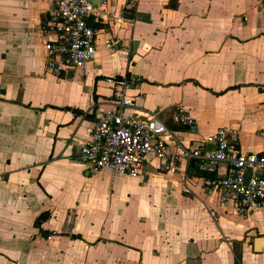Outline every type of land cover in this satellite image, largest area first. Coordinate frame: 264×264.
Returning <instances> with one entry per match:
<instances>
[{
	"label": "crops",
	"instance_id": "1",
	"mask_svg": "<svg viewBox=\"0 0 264 264\" xmlns=\"http://www.w3.org/2000/svg\"><path fill=\"white\" fill-rule=\"evenodd\" d=\"M56 1L0 0V264H264V205L239 217L194 164L134 179L77 157L114 105L107 77L132 81L125 115L157 114L184 147L237 127L264 154V0H99L94 60L58 79ZM178 106L196 134L172 124Z\"/></svg>",
	"mask_w": 264,
	"mask_h": 264
},
{
	"label": "built area",
	"instance_id": "2",
	"mask_svg": "<svg viewBox=\"0 0 264 264\" xmlns=\"http://www.w3.org/2000/svg\"><path fill=\"white\" fill-rule=\"evenodd\" d=\"M90 17L98 18L99 8L88 0H57L50 12L54 39L45 44V69L57 79L69 72L84 71L94 60L97 31L87 22ZM110 47L106 42V48ZM105 82L111 88L114 105L100 113L77 155L89 171L105 170L139 179L145 177L151 160L165 174H175L180 162L186 166L192 163L206 177V187L239 217L244 219L264 205V154L243 153L237 127L221 128L203 139L202 150H191L180 144L175 132L157 114H124L125 109L135 106L128 94L133 86L130 79L107 77ZM171 122L190 135L197 133L195 119L182 106L175 109ZM208 146L212 149H205Z\"/></svg>",
	"mask_w": 264,
	"mask_h": 264
},
{
	"label": "water",
	"instance_id": "3",
	"mask_svg": "<svg viewBox=\"0 0 264 264\" xmlns=\"http://www.w3.org/2000/svg\"><path fill=\"white\" fill-rule=\"evenodd\" d=\"M88 1L92 3L94 6L99 5V0H88ZM249 175H250V171L248 170L245 173V183L247 182ZM253 249L258 252H264V238H256L253 241Z\"/></svg>",
	"mask_w": 264,
	"mask_h": 264
},
{
	"label": "trees",
	"instance_id": "4",
	"mask_svg": "<svg viewBox=\"0 0 264 264\" xmlns=\"http://www.w3.org/2000/svg\"><path fill=\"white\" fill-rule=\"evenodd\" d=\"M43 215H44V214H42V215L36 220L35 223H37V224L40 223V222L43 220Z\"/></svg>",
	"mask_w": 264,
	"mask_h": 264
},
{
	"label": "rangeland",
	"instance_id": "5",
	"mask_svg": "<svg viewBox=\"0 0 264 264\" xmlns=\"http://www.w3.org/2000/svg\"><path fill=\"white\" fill-rule=\"evenodd\" d=\"M175 132V131H174ZM175 134H176V132H175ZM188 134V133H187ZM186 135V134H185ZM178 136H181V134L180 135H178ZM260 207V206H259Z\"/></svg>",
	"mask_w": 264,
	"mask_h": 264
}]
</instances>
